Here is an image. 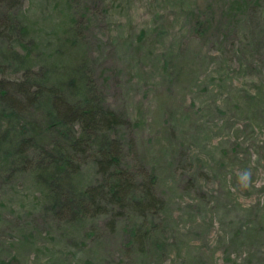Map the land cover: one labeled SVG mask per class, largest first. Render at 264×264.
I'll list each match as a JSON object with an SVG mask.
<instances>
[{
  "label": "rangeland",
  "instance_id": "374dc122",
  "mask_svg": "<svg viewBox=\"0 0 264 264\" xmlns=\"http://www.w3.org/2000/svg\"><path fill=\"white\" fill-rule=\"evenodd\" d=\"M8 22L0 58L22 44L80 70L158 205L63 200L69 216L30 170H0V264H264V0H0ZM72 184L102 186L89 158Z\"/></svg>",
  "mask_w": 264,
  "mask_h": 264
},
{
  "label": "trees",
  "instance_id": "16d2710c",
  "mask_svg": "<svg viewBox=\"0 0 264 264\" xmlns=\"http://www.w3.org/2000/svg\"><path fill=\"white\" fill-rule=\"evenodd\" d=\"M17 1L4 0L8 6ZM7 25L0 36H10L13 28L10 22ZM19 47L23 54L9 47L0 58V170H30L49 202L60 204V212L69 216V206L63 203L68 200L81 215L100 213L99 200L120 207L131 203L139 212L153 210L158 202L151 180L147 187H139L122 166L120 146L112 137L118 118L101 105L80 70L74 68L62 77L51 60L33 67L31 51ZM9 61L14 71L12 78L4 79V64ZM87 158L102 186L80 189L72 180L80 161Z\"/></svg>",
  "mask_w": 264,
  "mask_h": 264
}]
</instances>
